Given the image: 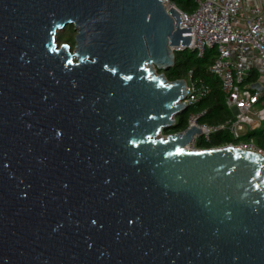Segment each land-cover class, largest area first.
I'll use <instances>...</instances> for the list:
<instances>
[{
    "label": "water",
    "instance_id": "obj_1",
    "mask_svg": "<svg viewBox=\"0 0 264 264\" xmlns=\"http://www.w3.org/2000/svg\"><path fill=\"white\" fill-rule=\"evenodd\" d=\"M180 22L164 0H0V264H264V157L161 136L189 109L164 75L195 52Z\"/></svg>",
    "mask_w": 264,
    "mask_h": 264
},
{
    "label": "built area",
    "instance_id": "obj_2",
    "mask_svg": "<svg viewBox=\"0 0 264 264\" xmlns=\"http://www.w3.org/2000/svg\"><path fill=\"white\" fill-rule=\"evenodd\" d=\"M192 2L194 8L190 12L181 10L171 0H164V5L167 11L171 8L179 11L180 27L190 28L184 36H190V48L198 57L215 50L210 73L219 81L225 104L233 117L209 124L200 119L206 111L190 112L186 129L195 126L201 128V133L193 137L187 149L203 151L230 146L264 157V150L257 148L253 139L242 140L247 130L259 129L264 122V1L256 2L248 9L243 0ZM186 83L188 97L183 103L189 108L211 94V87L201 79H193L191 74ZM254 84H260L263 91L253 90ZM220 132H228L233 141L221 146H207ZM200 142L204 145L199 146Z\"/></svg>",
    "mask_w": 264,
    "mask_h": 264
},
{
    "label": "trees",
    "instance_id": "obj_3",
    "mask_svg": "<svg viewBox=\"0 0 264 264\" xmlns=\"http://www.w3.org/2000/svg\"><path fill=\"white\" fill-rule=\"evenodd\" d=\"M182 2L183 0L179 2L177 1L175 4L183 11L190 12L194 8L192 0H186L185 4L179 6V3ZM75 33L76 31L74 27L68 26L64 32L59 33L58 38L61 41L64 40V42L71 45V47H74ZM215 54V50L208 51L203 57H198L196 53L189 51L175 53L176 60L174 68L164 73L167 80H188L189 75L191 74L193 79H201L207 83L211 87L212 91L211 94L204 99V101L197 103L192 108H189L185 114L178 116L176 118L178 122L177 127L167 132H171L172 130H175V133L184 131L187 127L188 116L192 111H206L200 119L202 122L209 124H217L233 117V113L225 104V97L221 90L219 81L210 73V65L214 61ZM262 100L264 101V95ZM250 139L254 140L257 148L264 150V122L259 129L252 131L247 130L245 135L242 137V140ZM232 141L233 138L228 132H220L213 136L212 142L207 146H221ZM202 145H204V143L200 142L199 146Z\"/></svg>",
    "mask_w": 264,
    "mask_h": 264
},
{
    "label": "rangeland",
    "instance_id": "obj_4",
    "mask_svg": "<svg viewBox=\"0 0 264 264\" xmlns=\"http://www.w3.org/2000/svg\"><path fill=\"white\" fill-rule=\"evenodd\" d=\"M185 2H186V0H183L182 3H179V6H182L183 4H185ZM64 31H65V30H63L62 32H64ZM62 32H61V33H62ZM58 35H59V34H58ZM57 42H58L59 46H61V45H63V44H68V43H65L64 40L61 41L59 38H58ZM70 46H71V45H70ZM72 48H74V47H72ZM169 133H170V134H174V133H175V130H174V131L172 130L171 132L162 133L161 136H162L163 138H165L167 135H169Z\"/></svg>",
    "mask_w": 264,
    "mask_h": 264
},
{
    "label": "crops",
    "instance_id": "obj_5",
    "mask_svg": "<svg viewBox=\"0 0 264 264\" xmlns=\"http://www.w3.org/2000/svg\"><path fill=\"white\" fill-rule=\"evenodd\" d=\"M243 1H244L245 8L248 9L249 7L253 6L256 2H263L264 0H243Z\"/></svg>",
    "mask_w": 264,
    "mask_h": 264
}]
</instances>
